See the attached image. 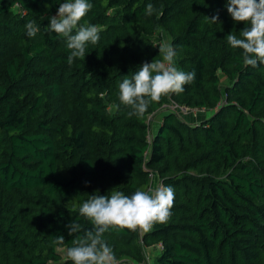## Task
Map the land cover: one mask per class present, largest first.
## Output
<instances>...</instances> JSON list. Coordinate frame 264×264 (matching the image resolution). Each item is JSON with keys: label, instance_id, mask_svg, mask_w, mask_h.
<instances>
[{"label": "trees", "instance_id": "trees-1", "mask_svg": "<svg viewBox=\"0 0 264 264\" xmlns=\"http://www.w3.org/2000/svg\"><path fill=\"white\" fill-rule=\"evenodd\" d=\"M63 2L0 0V264H73L66 225L92 226L80 206L147 192L151 173L174 189L172 215L149 232L110 228L120 264H264V65L243 66L228 44L245 25L227 0H88L80 23L100 40L71 65L64 38L45 29ZM29 21L41 26L34 37ZM163 35L195 82L129 117L119 84L162 60ZM173 105L203 118L188 122Z\"/></svg>", "mask_w": 264, "mask_h": 264}, {"label": "clouds", "instance_id": "clouds-1", "mask_svg": "<svg viewBox=\"0 0 264 264\" xmlns=\"http://www.w3.org/2000/svg\"><path fill=\"white\" fill-rule=\"evenodd\" d=\"M92 7L88 0H64L56 15L48 17L50 23L45 29L64 38L70 51L69 65L75 59L85 60L86 45H95L100 40V28L87 21L80 23ZM226 8L234 22L245 25L239 37L233 32L226 36L228 44L233 49L243 50V66L264 65V0H227ZM154 11V6L149 3L146 13L151 15ZM205 19L217 24L219 16H205ZM25 27L29 37L36 36L41 29L35 21H29ZM157 45L162 60L144 62L131 78L125 76L119 84L118 99L130 107L129 117L143 116L151 102H159L161 97L172 93H182L186 85L195 82L194 70L184 72L174 65L176 52L172 44L161 42ZM174 199V189L162 182L147 192L136 190L130 196L122 191H114L110 197L92 195L79 208V216L91 223V229H87L80 219L66 225L69 236H74L73 246L66 251L68 259L73 264H120L104 234L110 228L149 232L155 224L168 221ZM52 237L53 244L64 245L63 235Z\"/></svg>", "mask_w": 264, "mask_h": 264}, {"label": "rangeland", "instance_id": "rangeland-1", "mask_svg": "<svg viewBox=\"0 0 264 264\" xmlns=\"http://www.w3.org/2000/svg\"><path fill=\"white\" fill-rule=\"evenodd\" d=\"M163 41L168 43V38L167 36L163 35ZM184 120L188 122H194V121H199L201 119L202 114H204L203 111L199 110H192L190 108H185V107H179L177 105L171 106ZM163 111L158 112L154 117H153V122H152V128H155L156 123L161 120ZM158 179L155 177L154 180H152V187H155L158 185ZM150 255V261L152 260L153 255Z\"/></svg>", "mask_w": 264, "mask_h": 264}, {"label": "built area", "instance_id": "built-area-1", "mask_svg": "<svg viewBox=\"0 0 264 264\" xmlns=\"http://www.w3.org/2000/svg\"><path fill=\"white\" fill-rule=\"evenodd\" d=\"M56 13H57V12H56ZM56 13H55L54 15H56ZM150 176H151V186H150V189H151V188H155V187H156V186H155V187H152V180L155 179L156 175H155L154 173H151ZM158 184H159V183H158Z\"/></svg>", "mask_w": 264, "mask_h": 264}, {"label": "crops", "instance_id": "crops-1", "mask_svg": "<svg viewBox=\"0 0 264 264\" xmlns=\"http://www.w3.org/2000/svg\"><path fill=\"white\" fill-rule=\"evenodd\" d=\"M203 115V114H202ZM203 117L201 116V119H202Z\"/></svg>", "mask_w": 264, "mask_h": 264}]
</instances>
